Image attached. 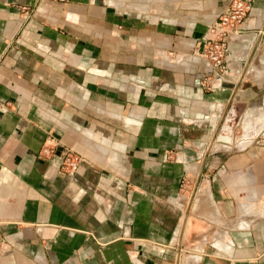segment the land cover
<instances>
[{
    "label": "crops",
    "instance_id": "1",
    "mask_svg": "<svg viewBox=\"0 0 264 264\" xmlns=\"http://www.w3.org/2000/svg\"><path fill=\"white\" fill-rule=\"evenodd\" d=\"M231 1L0 0V264H264V57L205 91L194 55ZM243 28L234 68L264 0ZM240 119L260 126L229 150Z\"/></svg>",
    "mask_w": 264,
    "mask_h": 264
},
{
    "label": "built area",
    "instance_id": "2",
    "mask_svg": "<svg viewBox=\"0 0 264 264\" xmlns=\"http://www.w3.org/2000/svg\"><path fill=\"white\" fill-rule=\"evenodd\" d=\"M253 3L254 0H232L227 11L208 24L205 34L200 38L194 55L207 62L211 68L210 73L200 82L201 88L205 91L218 89L226 81L233 83L238 81L241 68L238 65L237 68L229 69L233 64L229 62L246 42L243 22L251 11ZM39 155L47 159L58 156L60 169L66 173L74 172L83 162L80 154L50 136L41 147ZM167 159H173V156L167 155ZM186 185L187 182L183 179L181 189Z\"/></svg>",
    "mask_w": 264,
    "mask_h": 264
},
{
    "label": "rangeland",
    "instance_id": "3",
    "mask_svg": "<svg viewBox=\"0 0 264 264\" xmlns=\"http://www.w3.org/2000/svg\"><path fill=\"white\" fill-rule=\"evenodd\" d=\"M263 33V32H262ZM259 38H261V36H259ZM257 48H254L253 49V52L251 54V57L249 58V60L247 59V61H243L242 62V66L237 64L236 66L239 65L240 68H243L242 70V74L240 75V77L238 78V81H241L243 80V78L245 77V79L247 77H249L248 74H246V70L248 69V65H249V62L251 61V59H253V62L255 64L258 63V59L263 56L264 57V45H259V46H256ZM248 52V51H247ZM238 52H236L235 54H237ZM243 53L245 54L246 52H244L243 50ZM256 53V57L254 56ZM234 54V55H235ZM233 59V58H232ZM243 60V59H242ZM230 64L233 63L232 61L229 62ZM234 64V63H233ZM233 64L231 65V68H234L235 66H233ZM246 65V66H245ZM245 67V68H244ZM239 68V69H240ZM247 68V69H246ZM246 74V76H245ZM244 79V80H245ZM233 82V81H232ZM229 82L226 81L225 84H228ZM260 112L259 111V115H260ZM226 118V113L223 115V117L221 118V121H220V125H219V128L216 130V133L218 132H221L222 130V127L224 125V120ZM260 126V123H251V121H249L248 119H240V121L238 122H234V121H231V124H230V128H231V133L230 134H227L228 136V140L225 142V143H221V145H223V147L225 148H228L229 150H232V149H237L239 148L242 144H245L246 142H248L249 140V134L254 130L256 129L257 127ZM257 130V129H256ZM217 135V134H216ZM217 136H214L212 142H211V146L212 145H215V147H217L219 145V142L216 141V138ZM227 142H231L230 144L227 143ZM210 146V147H211Z\"/></svg>",
    "mask_w": 264,
    "mask_h": 264
},
{
    "label": "water",
    "instance_id": "4",
    "mask_svg": "<svg viewBox=\"0 0 264 264\" xmlns=\"http://www.w3.org/2000/svg\"><path fill=\"white\" fill-rule=\"evenodd\" d=\"M223 86L227 87V88H234L235 87V83L229 82L228 84H223Z\"/></svg>",
    "mask_w": 264,
    "mask_h": 264
},
{
    "label": "bare ground",
    "instance_id": "5",
    "mask_svg": "<svg viewBox=\"0 0 264 264\" xmlns=\"http://www.w3.org/2000/svg\"><path fill=\"white\" fill-rule=\"evenodd\" d=\"M225 83H226V82H223V84H225ZM224 141H225V140H224ZM200 190H201V189H200ZM200 194H201V193H200ZM202 194H203V195H200V196H202V197L204 196V197H205V190L202 191ZM198 196H199V195H198ZM205 200H206V199H205ZM211 203H212V202H211ZM203 205H204V204H203Z\"/></svg>",
    "mask_w": 264,
    "mask_h": 264
}]
</instances>
